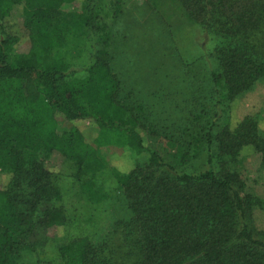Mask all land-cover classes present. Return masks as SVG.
Returning <instances> with one entry per match:
<instances>
[{"label":"trees","instance_id":"16d2710c","mask_svg":"<svg viewBox=\"0 0 264 264\" xmlns=\"http://www.w3.org/2000/svg\"><path fill=\"white\" fill-rule=\"evenodd\" d=\"M75 1L0 0V173L9 177L0 185V264H19L24 253L46 244L48 230L63 231L68 225L59 184L66 183L64 190L77 192L87 204L105 199L107 190L97 179L104 168L100 149L107 151L113 179L132 214L124 228L135 238L134 264H264V242L254 239L249 228L254 210L264 202L239 196L232 188L236 176L223 168L177 174L148 147L144 132L149 124L142 107L120 97L109 65L105 15L92 5L83 13L81 2L93 0H80L73 9ZM175 1L190 21L228 38L215 50L219 73L211 76L224 101L222 126L211 123L201 138H192L190 154L183 153L179 162L197 157L196 143L202 141L207 150L214 145L216 155L232 161L240 159L244 147L264 156V131L256 117L244 115L235 123L229 117L232 102L264 89V34L255 40L264 23V3ZM19 2L27 46L23 53L15 51L19 38L2 27L10 7ZM118 5L114 0L113 14ZM58 8L61 22L29 29L27 23L36 15ZM93 22L101 32L100 48L86 66H69L61 51L68 33L94 27ZM51 51L52 59L44 63ZM62 123L68 127L61 129ZM77 123L94 128V137L85 140L73 126ZM36 150L56 156L59 166L46 168ZM257 233L264 237V230ZM102 253L80 236L56 248L60 264H111Z\"/></svg>","mask_w":264,"mask_h":264},{"label":"rangeland","instance_id":"374dc122","mask_svg":"<svg viewBox=\"0 0 264 264\" xmlns=\"http://www.w3.org/2000/svg\"><path fill=\"white\" fill-rule=\"evenodd\" d=\"M260 1L264 3V0ZM113 4L114 0L81 2L83 13L88 14L92 5L94 10L105 15L110 34L109 65L119 81L120 97L127 96L142 107L149 124V130L144 132L148 147L177 174H194L208 168L218 173L223 168L236 176L232 188L239 196L249 195L264 202V156L250 147H244L240 159L232 161L226 155H216L214 145L207 150L202 141L196 143L197 157L186 164L179 162L183 153L190 154L192 138H201L211 123L218 129L222 126L224 101L211 76L219 73L215 50L225 45L228 38L190 21L175 0H119L114 14ZM79 5L80 0H76L70 7L78 9ZM58 11L59 8L50 14L36 15L34 22L27 23L29 29L42 30L61 22L64 16ZM9 12L2 27L19 38L15 51L23 53L27 46L25 34L20 32L22 4H13ZM93 26L95 29L81 27L68 33L61 51L69 66H86L94 51L100 48L101 32L94 22ZM263 34L264 23L255 40ZM51 59L52 51L43 62L49 63ZM244 115L256 117L259 129L264 131V89L255 88L229 105L231 123ZM73 126L85 140L94 137V128L84 123ZM66 127L68 125L64 123L60 125L61 129ZM35 152L46 168L59 166L56 156L44 155L39 150ZM98 158L104 166L97 179L107 190L105 199L98 204H87L77 192L64 190L66 183L59 184L69 223L63 231L48 230L46 244L34 252L24 253L19 264H60L56 248L78 236L87 237L101 248L111 264H134L137 256L133 247L135 238L133 231L129 236L124 228L130 226L132 214L113 179L114 171L106 149L98 150ZM8 181V175L0 173V185L5 186ZM252 220L253 227L249 228L253 238L264 242L263 235L257 233L264 230V207L254 210Z\"/></svg>","mask_w":264,"mask_h":264}]
</instances>
